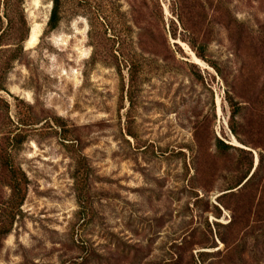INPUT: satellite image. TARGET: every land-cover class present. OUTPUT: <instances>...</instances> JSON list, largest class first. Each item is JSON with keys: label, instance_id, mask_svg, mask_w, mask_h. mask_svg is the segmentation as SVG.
<instances>
[{"label": "rangeland", "instance_id": "374dc122", "mask_svg": "<svg viewBox=\"0 0 264 264\" xmlns=\"http://www.w3.org/2000/svg\"><path fill=\"white\" fill-rule=\"evenodd\" d=\"M181 2L62 0L43 35L50 0H24L36 41L9 62L0 42V145L19 134L27 178L16 206L0 152V264H264V58L244 41L264 0Z\"/></svg>", "mask_w": 264, "mask_h": 264}, {"label": "trees", "instance_id": "16d2710c", "mask_svg": "<svg viewBox=\"0 0 264 264\" xmlns=\"http://www.w3.org/2000/svg\"><path fill=\"white\" fill-rule=\"evenodd\" d=\"M50 2L51 9L45 29L43 31V35L54 31L58 27L61 20L62 0H50ZM173 2L178 3L177 5L182 7L181 0H173ZM23 4L24 0H0V6L2 7V14L0 15V42L4 40H11L12 43L10 44L14 46V50H12L13 54L7 58V62L19 58V53L23 51V42L29 34L30 27L28 26L23 11ZM178 21L180 24L184 25L180 16L178 17ZM244 41L246 42V47L251 49L255 56L257 55L261 58H264V25L262 30L258 32V35L255 38L249 37V34L246 33ZM92 59H95L94 55L92 56ZM244 71H242L241 74H239L235 79L236 88L241 89V86L246 81L243 79ZM237 93L239 94V91H236V94ZM228 95L231 96V94ZM232 105L234 106L232 111L233 117L239 112L241 105L237 102L232 103ZM232 130H234L233 126ZM11 135L8 133V137H3L4 142L2 145H0V152L3 153L6 164L5 168L9 173V181L7 186L10 189V201L18 206L22 204L24 199V187L27 183V178L22 171L18 170L11 164V162H9V159H11L12 149H14L21 141L19 134ZM216 145L218 149L229 147L228 144H225L220 140H217ZM251 176L248 178V180L251 178ZM248 180H246V182ZM241 181L242 180H240L236 186L239 185ZM8 232V227L0 229V235H5Z\"/></svg>", "mask_w": 264, "mask_h": 264}, {"label": "bare ground", "instance_id": "6f19581e", "mask_svg": "<svg viewBox=\"0 0 264 264\" xmlns=\"http://www.w3.org/2000/svg\"><path fill=\"white\" fill-rule=\"evenodd\" d=\"M37 32L38 31L36 29V24H34L31 27V30H30V33H29V36H28V39H27V45H32L36 41ZM195 60L198 61L197 59H195Z\"/></svg>", "mask_w": 264, "mask_h": 264}, {"label": "water", "instance_id": "95a60500", "mask_svg": "<svg viewBox=\"0 0 264 264\" xmlns=\"http://www.w3.org/2000/svg\"><path fill=\"white\" fill-rule=\"evenodd\" d=\"M29 33H30V30H29ZM29 35V34H28Z\"/></svg>", "mask_w": 264, "mask_h": 264}]
</instances>
